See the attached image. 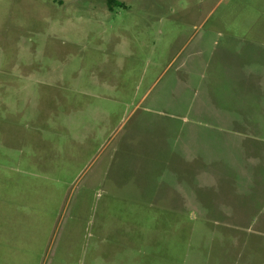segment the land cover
Wrapping results in <instances>:
<instances>
[{"label":"rangeland","instance_id":"1","mask_svg":"<svg viewBox=\"0 0 264 264\" xmlns=\"http://www.w3.org/2000/svg\"><path fill=\"white\" fill-rule=\"evenodd\" d=\"M0 0V264H264V0Z\"/></svg>","mask_w":264,"mask_h":264},{"label":"trees","instance_id":"2","mask_svg":"<svg viewBox=\"0 0 264 264\" xmlns=\"http://www.w3.org/2000/svg\"><path fill=\"white\" fill-rule=\"evenodd\" d=\"M107 4L109 6V8H113V7H125L124 3L119 2L117 0H107Z\"/></svg>","mask_w":264,"mask_h":264}]
</instances>
